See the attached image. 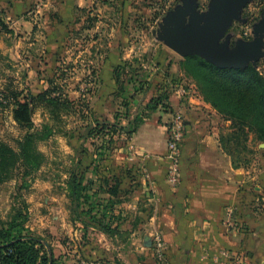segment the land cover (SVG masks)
Wrapping results in <instances>:
<instances>
[{
    "label": "rangeland",
    "instance_id": "1",
    "mask_svg": "<svg viewBox=\"0 0 264 264\" xmlns=\"http://www.w3.org/2000/svg\"><path fill=\"white\" fill-rule=\"evenodd\" d=\"M107 1H95L96 4L90 7L92 9L90 14L93 16H85L86 21L91 24L93 22L102 24L95 25L93 34L97 37L95 40L101 39L100 43L107 40V46L109 39L113 41L112 62L115 66L109 74L100 69L102 60H92L84 57V54L82 58H75L74 52L78 45L73 42V33L68 35L70 38L68 42L66 41V45H60L57 51L54 49L51 53L47 52L48 55L45 57H38V59L29 57L25 53L24 45L16 47L19 53L15 56H6V48L5 54H0V141L18 151V143L26 134V130L20 128L14 121V98L17 97L22 102L34 99L33 122L35 129L40 132L37 147L44 155L43 165L31 176L23 178L18 171L11 180L0 185V218L7 219L14 209L16 211L22 209L24 201L27 205V214L23 211V215L27 217L26 227L31 230L32 226L39 228L47 225L40 230L31 231L53 245L54 253L60 257L61 264H68L74 260L73 251H77L75 254L77 264V255L81 251L80 245L83 246L84 251L82 262L91 263L95 261V258L100 259L96 256L98 254L94 256L88 254L91 247L102 244L100 237L89 235L83 238V233L77 231L79 225L75 223L71 212L68 186L73 174L80 178L88 176L97 181H105L107 176L110 185H118L116 187L119 196L114 198L116 206L113 212L120 219H116L114 226L118 225L120 231H123L120 232L122 234L129 227L140 228L147 225L150 215L154 214L155 206L152 201L156 192L151 188L150 175L142 163L144 157L140 160L141 156L131 142L137 132L133 134L118 130L112 134L104 135L103 132L98 137H91L85 129L92 122L108 121L124 128L128 124V119L132 122L142 120L140 117L142 114H138V109L131 105L130 97L137 87L131 85V80L133 85H136L134 80L138 79H146L150 82L148 92L139 93L137 96L135 101L137 104L148 105L155 101V98H159L157 101L160 104H158L159 109L156 113L150 114V118L146 117L143 123L151 121L162 124L158 121V114L170 113L169 118H164L168 122L166 124L167 151L168 127L173 115L181 111L185 123L187 122L186 112L174 111L170 99L177 95L182 97L179 91L181 88H186L190 89L191 93L193 91V94L195 93L210 107L212 112L209 115L215 117L217 124H222L217 126L222 129L221 135L233 141L229 143V147L240 148L238 153L252 159V162L255 160L257 165L264 163V143L258 141L256 134L240 131L224 112H220L211 103L213 101L220 103L210 90L209 79L212 74L210 73L207 79L204 71H197L195 66L194 68L190 64L187 65L186 58H182L168 48L158 36L162 31L161 25L169 13L184 7L185 3L195 5L201 12L206 13L213 0H136L132 4L139 6L140 9H137L138 12H133L132 17L128 19L125 18L124 13L120 12V8L117 12V7L111 10L112 16L103 12L104 6L108 4ZM98 6L101 7V14L95 13ZM109 18L112 19L114 29L111 36L107 23ZM263 29L264 0H251L240 11L239 19L235 20L229 28L225 41H228L229 47L233 48L238 42L254 40L256 32ZM124 30L128 35L125 44ZM19 36L13 37L15 41ZM102 46L103 44L101 46L98 44V51L104 50ZM130 48L133 51L132 55L124 60V50ZM59 51L61 54L58 53ZM125 61L131 64L126 67L127 72L124 69L118 71L119 67H124ZM251 65L264 76V54ZM131 69L137 70L141 76H130ZM226 81L227 79L224 82ZM145 87L147 88V85ZM47 91H51L50 98L55 102L50 103L48 98L39 99V96ZM164 97L168 98L163 99ZM185 97L189 95L182 98ZM57 102L60 105V111L53 109L54 107L48 110L47 106H54ZM58 113H60L59 119H57ZM245 131L247 132L248 129ZM235 134L238 135L236 145L234 144ZM244 147H249L256 153L248 155L242 150ZM167 158L171 165L169 151ZM179 185L180 183L172 186L168 181L172 191L177 190ZM107 193L102 192L108 199L111 195ZM103 205L106 206L97 204L99 209L109 208L108 210L112 211L111 207H108L110 203ZM88 208L89 205L83 203L81 213ZM109 215L113 216V214ZM42 217L45 218L44 223L40 222ZM122 234L114 238L112 243L120 245L123 242L124 244V240L128 237ZM157 237V235L145 237V248L153 250L154 260L165 264L168 251L165 247L166 240L164 237ZM58 241L63 244L64 249L58 246L60 244ZM159 243L163 244L161 248L158 246ZM63 252L65 254H62ZM114 255L116 256L112 250L110 256Z\"/></svg>",
    "mask_w": 264,
    "mask_h": 264
},
{
    "label": "crops",
    "instance_id": "2",
    "mask_svg": "<svg viewBox=\"0 0 264 264\" xmlns=\"http://www.w3.org/2000/svg\"><path fill=\"white\" fill-rule=\"evenodd\" d=\"M95 1L0 0V16L11 30L0 37L1 54H5L6 48V56H15L19 53L16 47L24 45L29 57H45L47 52L57 51L60 45H66L70 38L68 35L73 33V42L78 45L75 58H82L84 54L86 58L102 60L100 69L109 74L115 66L112 62L113 41L109 39L107 46V40L103 43H100L101 39L95 40V25L101 22L91 24L85 16H93L89 12ZM135 1L108 0L103 12L112 16L111 10L117 7V12L120 8L128 19L140 9L132 4ZM100 9L98 6L95 13L101 14ZM107 23L111 36L114 30L112 19L109 18ZM15 35H20L17 41L13 38ZM127 37L124 30V44ZM98 44H103L104 50L98 51ZM124 51L123 59L127 60L132 55V48ZM58 53L61 54L60 51ZM170 100L174 111L184 110L187 114L178 189L172 191L168 186L171 165L167 158L168 122L164 118H169L170 113L161 112L158 121L164 125L147 121L131 140L141 156L140 160L144 157L142 163L150 175L151 188L156 192L152 201L154 214L150 215L147 225L126 229L124 234L128 239L120 245L113 244L114 238L99 230L91 228L84 233L78 224L77 231L83 233V238L96 235L102 244L89 249V255L98 254L96 256L100 257L99 260L93 257L95 261L91 263L82 262L84 251L80 245L77 264H164L154 260L153 250L145 248L144 238L155 235L166 240L165 264H215L217 258L224 261L220 256L222 251L239 254L238 259L228 264H264V163L257 165L254 160L245 166L239 162L234 164L231 154L221 145L223 136L222 129L217 127L219 123L209 115L212 112L210 107L193 91L189 97L177 95ZM230 207L236 211L233 228L225 223V213ZM44 219L40 218V222L44 223ZM141 221L144 222L143 219ZM42 226L30 228L40 230L47 225ZM43 241L50 249L49 253L54 252L53 245ZM58 246L64 249L62 243ZM112 250L116 256H110ZM73 252L74 260L68 264H76L77 251ZM55 257L61 264L60 257Z\"/></svg>",
    "mask_w": 264,
    "mask_h": 264
},
{
    "label": "trees",
    "instance_id": "3",
    "mask_svg": "<svg viewBox=\"0 0 264 264\" xmlns=\"http://www.w3.org/2000/svg\"><path fill=\"white\" fill-rule=\"evenodd\" d=\"M90 13V12H89ZM2 16V15H1ZM0 16V37L4 33H10L11 30ZM1 54V51H0ZM187 65L195 66L197 71H204L206 78L212 74L210 80V90L219 102H211L220 112H224L233 122L234 126L238 127L243 133H254L259 142L264 143V76L253 65H249L245 69H219L213 64L200 58L199 56H189L185 59ZM124 67H119L117 70L127 72V68L131 64L124 62ZM126 65V66H125ZM194 67V68H195ZM130 76L140 77L137 70L131 69ZM227 79L226 82H224ZM136 85L135 93L131 94V105L138 109V114H142L141 121L132 122L128 118V124L121 128L111 122H92L86 126V130L91 137H98L103 132L104 135L112 134L114 131H124L127 133H136L140 126L144 124L146 117H150L152 113L157 112L160 105L159 98L147 104H137V96L139 93L146 94L150 87L148 80H134ZM147 85V88L145 87ZM146 88V89H145ZM140 91V92H139ZM51 91H47L39 96V99L48 98L50 103L54 99L50 98ZM162 98V97H161ZM164 97L163 99H167ZM164 101V100H162ZM55 102V101H54ZM68 103V101H65ZM35 100L19 101L14 98L13 103V118L18 126L26 130V134L18 143V151L13 149L7 143L0 141V185L11 180L16 172H20L23 178L31 176L43 165L44 155L37 147V141L40 132L35 129L33 122V113L35 109ZM159 104V105H158ZM128 106V105H126ZM148 106V108H146ZM54 107V108H53ZM48 110L53 108L60 111V105L57 102L54 106H47ZM145 109H148V111ZM52 111H50L51 113ZM58 112V111H57ZM149 114H148V113ZM52 114V113H51ZM150 115V116H149ZM60 118V113L57 114V119ZM248 129L246 132L245 130ZM110 136V135H109ZM236 136V134H235ZM234 144L238 143V135L234 137ZM221 145L233 157L234 164L239 162L241 165H247L251 162L248 157L238 153L241 149L235 146V149L229 147L230 139L221 137ZM234 150V151H233ZM248 155L256 153L249 147L242 148ZM69 199L71 204V212L75 223L80 225V228L85 233L91 228L99 230L110 238L120 235V227L114 226L116 219H120L113 212L114 198L119 196V191L116 186L110 185V180L105 177V181L94 180L88 176L79 177L73 174L68 182ZM103 193L108 192L111 196L107 199ZM89 205V208L81 213V206ZM111 210L99 209L97 204L105 207L108 204ZM23 208L14 209L7 219L0 218V264H58L54 252L50 254L47 245L43 239L26 227L27 205L23 201ZM24 211V213H23ZM236 213V211H235ZM109 214H113L110 216ZM233 253V252H232ZM238 257L239 254L233 253Z\"/></svg>",
    "mask_w": 264,
    "mask_h": 264
},
{
    "label": "water",
    "instance_id": "4",
    "mask_svg": "<svg viewBox=\"0 0 264 264\" xmlns=\"http://www.w3.org/2000/svg\"><path fill=\"white\" fill-rule=\"evenodd\" d=\"M250 1L213 0L206 13L185 3L165 17L159 39L182 58L199 56L219 69H245L264 54V29L256 32L254 40L238 42L233 48L225 38Z\"/></svg>",
    "mask_w": 264,
    "mask_h": 264
},
{
    "label": "built area",
    "instance_id": "5",
    "mask_svg": "<svg viewBox=\"0 0 264 264\" xmlns=\"http://www.w3.org/2000/svg\"><path fill=\"white\" fill-rule=\"evenodd\" d=\"M181 96H188L191 94L190 89L181 88L179 91ZM186 123L182 116L181 111H177L173 115V119L168 127V151L169 158L171 160V166L168 174V181L172 186H177L181 181V166H182V147L186 139ZM235 209L228 208L225 213V223L228 227L233 228L235 226ZM157 238H160L159 236ZM163 244H158L159 248ZM220 256L224 259L222 261L220 258L215 260V264H228L232 260L236 259V255L228 251H222Z\"/></svg>",
    "mask_w": 264,
    "mask_h": 264
}]
</instances>
